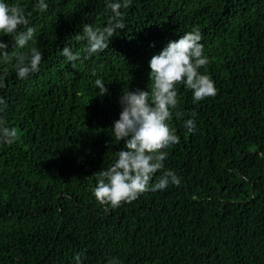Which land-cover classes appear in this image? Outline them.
Wrapping results in <instances>:
<instances>
[{
	"label": "trees",
	"instance_id": "trees-1",
	"mask_svg": "<svg viewBox=\"0 0 264 264\" xmlns=\"http://www.w3.org/2000/svg\"><path fill=\"white\" fill-rule=\"evenodd\" d=\"M0 2L35 28L25 49L0 33L5 51L43 54L26 79L0 58V121L19 134L0 143V264H264V0H132L119 10L125 28L91 56L78 37L108 24L113 0H44L43 12L39 0ZM194 28L217 93L194 102L176 85L167 123L180 139L163 151L180 185L101 205L92 190L124 147L111 130L123 91H148L151 57Z\"/></svg>",
	"mask_w": 264,
	"mask_h": 264
},
{
	"label": "clouds",
	"instance_id": "clouds-1",
	"mask_svg": "<svg viewBox=\"0 0 264 264\" xmlns=\"http://www.w3.org/2000/svg\"><path fill=\"white\" fill-rule=\"evenodd\" d=\"M132 0H113L107 7L113 13L108 24L103 27L90 24L83 25V35L78 39L85 40V51L88 56L102 52L109 48L111 38L117 30H123L125 24L121 7L128 8ZM37 9L46 11L48 5L39 0ZM23 26L24 31H18ZM0 33L11 35L15 47L25 49L34 39L35 28L29 26L28 16L18 6H9L0 2ZM202 34L198 28L184 33L179 39L169 41L167 45L151 57L149 61V80L151 87L148 91L137 89L123 91L120 97L121 112L119 119L112 126V136L116 141L124 140V147L115 153V159L110 167L98 173V180L92 190L95 199L101 205H110L118 208L123 203H131L142 193L165 190L169 185L179 186L180 178L170 169L164 167L168 153L163 151L179 143V136L169 127L167 121L172 117L171 109L177 107L176 85L180 84L191 90L193 101L199 102L207 97H214L217 93L214 81L207 74H201L199 69L209 64L204 54V45L200 42ZM8 44L0 42V58L5 63H15L16 75L19 79H26L29 75L39 71L43 54L36 47L27 48V51H5ZM61 55L68 62L79 59L78 53H73L68 46L63 47ZM92 76H96L93 70ZM99 89L97 95L107 93L105 83L101 79L95 80ZM5 87L0 82V88ZM6 101L0 98V105ZM3 109H0L2 111ZM178 117L182 113L176 114ZM193 117L195 113L191 114ZM184 127L189 133H195L194 119L184 121ZM18 130L4 126L0 121V143L14 144L18 139ZM160 172L155 183V173ZM74 259L80 264V254ZM109 264H118L113 258Z\"/></svg>",
	"mask_w": 264,
	"mask_h": 264
}]
</instances>
